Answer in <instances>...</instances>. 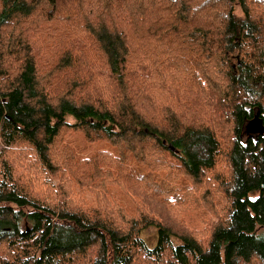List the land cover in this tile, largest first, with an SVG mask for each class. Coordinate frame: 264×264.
<instances>
[{
    "label": "trees",
    "instance_id": "16d2710c",
    "mask_svg": "<svg viewBox=\"0 0 264 264\" xmlns=\"http://www.w3.org/2000/svg\"><path fill=\"white\" fill-rule=\"evenodd\" d=\"M34 33L50 41L45 58L61 60L51 76ZM256 115L264 126V0H0L1 143H27L58 176L53 153L79 132L73 143L106 151L77 163L118 174L110 180L135 201L118 222L65 202L64 188L40 200L2 160L0 264H264ZM183 175L215 188L220 221L203 239L151 213L152 195L177 206ZM150 227L151 247L140 236Z\"/></svg>",
    "mask_w": 264,
    "mask_h": 264
},
{
    "label": "rangeland",
    "instance_id": "374dc122",
    "mask_svg": "<svg viewBox=\"0 0 264 264\" xmlns=\"http://www.w3.org/2000/svg\"><path fill=\"white\" fill-rule=\"evenodd\" d=\"M38 23L37 20L36 24ZM40 25L42 27V20ZM51 26H53L55 33H62L59 31V24L52 23ZM44 38L45 35L32 34V40L38 42L34 43L37 46L38 67L41 71L43 68L51 76L49 71L56 70L61 60L58 64H55L56 62L52 63V60L45 58L43 51L49 54L50 46L47 49L45 48L46 45H50V41L45 43V48H42L39 43ZM51 43H53L52 48L56 52H60L57 50V42L52 41ZM60 55H63V53ZM78 133L75 131L73 134L65 136L62 151L56 148L57 150L53 153V159L59 170L58 176L45 174L46 171L43 169L38 157L35 156V151L27 143L22 142L5 147L0 141V165L2 160L7 162L19 186L25 187L32 196L40 200L52 198L58 201V194L61 195L60 190L64 188L68 191L67 197L64 198L65 202L75 201L78 205H87L91 209L108 210L106 211L108 216L120 222L119 211L124 208L128 212H133L132 206H135V201L119 188L118 183L110 180L111 175L117 177L118 174L110 173L103 165H101L103 169L97 171L84 168L77 163V161L88 160L94 153L106 151L102 143L87 144L83 141L73 143V141L79 139ZM221 169L219 175H223ZM167 171L169 177L175 173L172 168ZM57 178L67 182V186L62 183L61 188L58 189L60 182ZM188 178L187 175L181 176V179L179 178L184 185V190L179 191L176 197L172 199L173 204L177 205L175 208L167 205V198L164 199V196L152 195L149 202L153 209L151 213L170 224L177 233L187 232L197 239H203L207 236L209 230L220 221V212H215L211 208L215 188L208 183L200 182L197 184ZM140 236L149 247L155 244L156 234L154 228L150 227L142 230ZM133 264H149V262L145 259L136 258ZM252 264H257V262Z\"/></svg>",
    "mask_w": 264,
    "mask_h": 264
},
{
    "label": "water",
    "instance_id": "95a60500",
    "mask_svg": "<svg viewBox=\"0 0 264 264\" xmlns=\"http://www.w3.org/2000/svg\"><path fill=\"white\" fill-rule=\"evenodd\" d=\"M251 129L256 132L264 133V126L262 125V120L258 118L257 115L252 120ZM170 148L172 147L170 146Z\"/></svg>",
    "mask_w": 264,
    "mask_h": 264
}]
</instances>
